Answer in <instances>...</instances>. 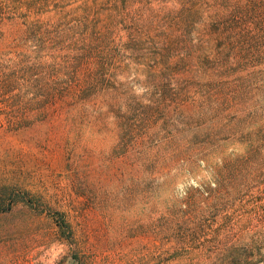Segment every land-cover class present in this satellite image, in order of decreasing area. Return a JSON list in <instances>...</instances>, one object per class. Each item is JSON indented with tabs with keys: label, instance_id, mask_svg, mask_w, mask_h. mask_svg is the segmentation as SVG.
Here are the masks:
<instances>
[{
	"label": "rangeland",
	"instance_id": "rangeland-1",
	"mask_svg": "<svg viewBox=\"0 0 264 264\" xmlns=\"http://www.w3.org/2000/svg\"><path fill=\"white\" fill-rule=\"evenodd\" d=\"M79 3L94 6L93 37L116 54L81 71L111 84L74 109V125L11 131L0 117V202L12 203L0 212V264H198L217 231L264 207V0ZM206 57L263 62L227 78L217 105L205 98ZM149 140H171L154 170ZM196 140L212 153L196 155ZM237 154L241 183L213 191L214 168Z\"/></svg>",
	"mask_w": 264,
	"mask_h": 264
},
{
	"label": "trees",
	"instance_id": "trees-1",
	"mask_svg": "<svg viewBox=\"0 0 264 264\" xmlns=\"http://www.w3.org/2000/svg\"><path fill=\"white\" fill-rule=\"evenodd\" d=\"M91 15L99 18L93 5L80 4L79 0H0V117L9 130L19 131L54 120L74 125L80 117L74 109L81 103L95 105L98 88L111 84L109 75L81 71L91 59L103 58L105 49L111 57L116 56L93 37L97 24ZM262 62L261 58L252 62L204 58L201 64L207 76L205 98L219 105L214 97L229 85L227 78ZM170 141H147L142 158L151 170L161 162L163 144ZM130 142L133 148L140 145L138 136ZM196 142L200 143L196 155L207 157L212 153L208 142ZM127 145V139L121 136L117 148L123 152ZM248 152L253 155L252 146H248ZM223 162L213 170V191L228 195L231 188L226 183H241L238 171L245 162L241 154L232 159L225 157ZM11 205L0 202V212ZM263 209L262 205L255 206L224 237L219 238L217 231L208 247L196 251L198 264H264Z\"/></svg>",
	"mask_w": 264,
	"mask_h": 264
}]
</instances>
